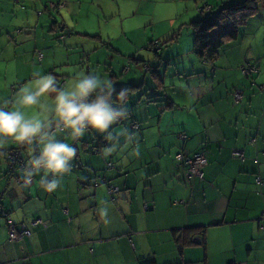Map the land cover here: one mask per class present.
Here are the masks:
<instances>
[{
  "label": "crops",
  "instance_id": "crops-1",
  "mask_svg": "<svg viewBox=\"0 0 264 264\" xmlns=\"http://www.w3.org/2000/svg\"><path fill=\"white\" fill-rule=\"evenodd\" d=\"M49 1L64 2L57 15L42 8ZM176 1L189 5L188 0H23V5L0 0V103L11 101L36 72L54 75L63 86L77 73L102 71L116 89L138 85L147 62L154 79L124 103H109L114 112L132 114L138 129L129 127L127 115L110 125L108 135L88 129L73 139L64 130L46 131L77 149L63 173L35 166L42 162L43 144L37 140L22 150L27 166L35 168L27 183H19L7 173L5 159L17 143L7 138L0 146V203L6 213L0 214V264H264V0H255L256 12L214 61L193 52V30L170 36L160 26L155 32L159 4L164 9ZM200 1L202 14L237 2ZM54 19L64 33L70 30L63 41L52 30ZM153 39L161 44L158 56L147 47ZM245 60L257 70L244 74ZM123 63L128 69L118 77ZM234 92L242 95L240 101ZM98 136L108 141L113 136V143L92 152ZM180 149L202 155V178H184L174 161ZM108 161L113 166L105 170ZM102 174L106 182L98 178ZM52 181L58 187L48 192ZM110 186L119 189L114 198ZM21 223L30 234L11 241L10 227L17 230Z\"/></svg>",
  "mask_w": 264,
  "mask_h": 264
},
{
  "label": "clouds",
  "instance_id": "clouds-1",
  "mask_svg": "<svg viewBox=\"0 0 264 264\" xmlns=\"http://www.w3.org/2000/svg\"><path fill=\"white\" fill-rule=\"evenodd\" d=\"M33 75L34 79L23 84L11 101H4L0 105V146L7 138L17 144L27 145L38 140L43 144L41 160L46 171L63 173L68 170V164L76 156L77 149L49 137L45 129L52 123L50 116H54L56 124L62 126V130L73 139L83 137L88 129L102 134L116 120V113L107 102L108 97L115 92V87L99 74L77 73L70 83L63 86L52 74L41 75L36 72ZM104 88L108 90V96L97 95L95 100L89 101L93 93ZM125 91L117 94L119 101ZM32 109L34 111L29 114L28 110ZM110 151L106 150L105 154ZM40 162L37 161V165ZM57 187L58 182L52 181L45 190L52 192Z\"/></svg>",
  "mask_w": 264,
  "mask_h": 264
},
{
  "label": "trees",
  "instance_id": "trees-1",
  "mask_svg": "<svg viewBox=\"0 0 264 264\" xmlns=\"http://www.w3.org/2000/svg\"><path fill=\"white\" fill-rule=\"evenodd\" d=\"M22 1L23 0H20L19 3H15V4L23 5ZM45 10H47V9H45ZM59 10L60 9H58V10H47V12H49L51 15H54L55 13L57 15V11H59ZM256 10H257V5H256L255 0H241V1L231 2V3L225 4V5L217 8V10L210 15L203 16V17L192 20L190 22V25H191L192 30H193V52L198 57H200L201 59H204L207 61H214L218 55L219 49L224 44H226L227 42L232 41L236 38L240 26L244 23L245 19L248 16L254 14L256 12ZM200 11L202 12L201 9H200ZM58 22H60V21L55 20V19L53 20L52 30L59 34V31L54 28L55 24ZM64 29H63V32H64ZM65 31L70 32V30H68V29ZM58 34H57V37H58ZM169 40H172V38H170ZM59 41H63V40H59ZM154 41L155 40H150L147 44V47L150 48L154 52V54L158 56L160 49H161V44H160V41L157 40L158 49L156 50V48H154V46H153ZM247 61H249V60H247ZM249 62H251V61H249ZM143 68L145 71H149L150 65L147 62H145L143 64ZM127 69H128V67L126 69H124V71ZM58 83L62 84V80H61V82H58ZM140 84L141 83H139L137 85V83H135V84H130L126 87L116 88L115 92L112 93L111 96L108 97L107 102L108 103H111V102L124 103L126 100L129 99V97L131 95L130 93H132V91L135 90L136 88H139ZM122 90H126L125 95L119 101L117 94L119 92H121ZM97 95L108 96V91L105 89H102L100 91L93 93L92 96L89 97V101L96 99ZM3 103L4 102H2L0 104H3ZM115 113H116V121H121L123 117L128 115L129 127L132 129H138L139 122L132 116V114H129L127 112H120L116 108H115ZM56 130H62V126H58L55 121H52L50 127L45 129V131H47L49 134L56 131ZM103 144L107 145V141L104 139V137L98 136L97 137V145L91 146V148H92L91 151L92 152H98L99 147H101V145H103ZM25 146H26V144H22L21 154H22V150L24 149ZM16 148H19V144L11 147L10 149H8L6 151L5 159H6V155H7L8 151H10L11 149H16ZM196 153H198V152H196ZM23 160H24V157H23ZM6 161H7V171H8L7 173H9L10 176H13L15 179L17 177H26L27 176L26 173H24L25 174L24 176H20L17 172L22 171V170H20V169L15 170V169L9 168V166H8L9 161L8 160H6ZM174 161L176 164H178L175 157H174ZM108 163H110V165H108ZM112 166H113V163L111 161H108V162H106L104 169L106 170ZM182 173H183V171H182ZM98 178L101 181H104V182L107 181V178L104 174L100 175ZM95 181L96 180H94L92 184H95L96 183ZM82 184L84 186L86 185L85 183H82ZM2 209H3V206L0 203V214L1 215L4 213V210H2Z\"/></svg>",
  "mask_w": 264,
  "mask_h": 264
},
{
  "label": "built area",
  "instance_id": "built-area-1",
  "mask_svg": "<svg viewBox=\"0 0 264 264\" xmlns=\"http://www.w3.org/2000/svg\"><path fill=\"white\" fill-rule=\"evenodd\" d=\"M14 3H19L20 0H11ZM64 6V2L59 1V2H52L49 1L47 2L44 6L43 9H47V10H58L60 8H62ZM64 25L61 22H58L55 24L54 28L56 30L59 31L58 34V39L59 40H64L65 35L67 33L63 32V28ZM24 29H17V32L23 31ZM153 46L154 48H156V50L158 49V43L157 40H155L153 42ZM38 57L41 58L42 57V53L38 51ZM240 70L244 73V74H251L253 72H255L256 69V64L249 62L247 60H245L241 65H240ZM64 83V81L62 82V84ZM12 89H14V86H12ZM234 96V100L235 102L240 101V99L242 98V95L239 92H234L233 94ZM2 105V104H0ZM55 130V129H54ZM186 136L184 134L180 135V138L184 139ZM253 142V139H252ZM21 147L22 144H19V148L16 149H11L10 151H8L7 155H6V160H8V166L9 168L12 169H20L22 171H24L26 173V177H17L16 181L19 183H27L30 179V172L33 168H35V166L37 167H41L43 166V162H40L39 165H35V166H27L26 163L23 160L22 154H21ZM233 155L243 159V152L239 151V150H234ZM175 159L178 163V165H180L182 167V171H183V176L185 179H190V178H202L203 176V172H202V166H203V158L202 155L200 153H192V154H187L185 153L182 149H180L176 154H175ZM108 165H110V163H108ZM258 182H261L258 178ZM96 184V183H95ZM94 184V185H95ZM119 193V189L116 186H110L109 187V194L112 198H114L116 195H118ZM148 206L145 205V208H147ZM6 213L4 212L3 215H5ZM41 222V220H34L32 222V224H36ZM30 234V230L28 228H26L25 224H20L19 229H15L14 227H10L9 229V239L11 241L13 240H18L24 236H27ZM174 264H184L182 261L178 262V263H174ZM230 264H240V263H236V262H230Z\"/></svg>",
  "mask_w": 264,
  "mask_h": 264
},
{
  "label": "rangeland",
  "instance_id": "rangeland-1",
  "mask_svg": "<svg viewBox=\"0 0 264 264\" xmlns=\"http://www.w3.org/2000/svg\"><path fill=\"white\" fill-rule=\"evenodd\" d=\"M167 1V0H166ZM235 1H241V0H235ZM171 2V1H170ZM178 3H169V5L165 4L164 5V9H160L161 8V4H159V6L157 7L158 10L155 12V18L156 19H159V21L155 24L156 26V29H155V32L156 33H159L160 32V26L161 28H165V30L163 31H167L169 32L170 36L172 35V32L175 31V30H180L182 31V34L185 35L187 32H191L192 31V27L190 25V22L194 19H197V18H200V17H203V16H207V15H210L211 13H209L208 10H205L204 13L201 14L198 13L199 12V6H197L198 2L200 3V6L203 7V1H200V0H197V3H195L193 0H188L189 2V5L187 7L183 6V5H180L183 3V1H176ZM212 2V1H211ZM23 3V2H22ZM215 3V2H214ZM215 5V4H214ZM173 17H176L175 19V24L173 26H171V22H170V19L173 18ZM155 40V39H153ZM163 43V42H162ZM89 64V63H88ZM117 65H119V63H117ZM123 65L124 63L119 66V68L117 69V71L115 72V74L119 77V75L124 72V68H123ZM95 67V65H93V68ZM107 69V67L105 68V70ZM144 69V68H143ZM93 72V70H91V73ZM141 78L139 80V83H141V85L143 86V90H146V82H154V79H151V75L149 73H147V71L145 72V70L141 71ZM106 73V77L109 76V71L105 72ZM100 76L102 75V71L100 72L99 74ZM124 75V74H123ZM103 76H101L102 78ZM149 78L151 80H149ZM136 93V92H135ZM140 93V92H139ZM138 93V94H139ZM134 94V93H133ZM132 94V96H133ZM110 129V126L108 128V130ZM111 130L109 131H106L105 134L108 135V132H110ZM106 137V136H105ZM110 140H106L109 144L113 143L112 139H113V136L112 138H109ZM94 142V140L92 141ZM97 145V138H96V141L93 143V146H96ZM101 146H106V145H101ZM92 149V148H91ZM23 156V154H22ZM26 162V161H25Z\"/></svg>",
  "mask_w": 264,
  "mask_h": 264
},
{
  "label": "water",
  "instance_id": "water-1",
  "mask_svg": "<svg viewBox=\"0 0 264 264\" xmlns=\"http://www.w3.org/2000/svg\"><path fill=\"white\" fill-rule=\"evenodd\" d=\"M199 238H200V236H197V237H196V239H199Z\"/></svg>",
  "mask_w": 264,
  "mask_h": 264
}]
</instances>
